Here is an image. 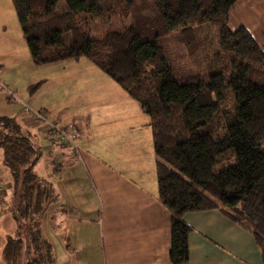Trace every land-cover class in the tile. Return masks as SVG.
I'll list each match as a JSON object with an SVG mask.
<instances>
[{
  "label": "trees",
  "instance_id": "1",
  "mask_svg": "<svg viewBox=\"0 0 264 264\" xmlns=\"http://www.w3.org/2000/svg\"><path fill=\"white\" fill-rule=\"evenodd\" d=\"M65 1L60 11L58 0H13L33 61L88 58L149 115L160 200L171 214V264H189L185 214L212 209L253 235L264 264V49L245 27H229L238 0H151L130 26L102 38L87 24H106L113 13L126 18L136 0ZM208 21L217 41L206 59L196 26ZM170 32L181 48L172 61L162 44ZM188 58L186 70L175 69ZM0 149L11 177L0 203L17 225L5 262L54 264L43 224L58 194L36 170L43 147L16 117L0 114Z\"/></svg>",
  "mask_w": 264,
  "mask_h": 264
},
{
  "label": "crops",
  "instance_id": "2",
  "mask_svg": "<svg viewBox=\"0 0 264 264\" xmlns=\"http://www.w3.org/2000/svg\"><path fill=\"white\" fill-rule=\"evenodd\" d=\"M13 27L17 29L16 23ZM229 27L233 31L245 27L264 49V0H238L230 10ZM8 32L7 21L0 13L1 58V51L10 49L12 43ZM30 58L35 63L31 53ZM62 62L74 66L72 78L80 77L86 87L87 94L70 104L74 109L82 108L81 119L85 121L78 147H51L45 127L26 114L24 120H19L35 138L41 133L46 142L41 145L36 138L50 167H42L44 173L37 166L36 170L53 182L58 194L43 224L53 244L54 264H171V214L160 200L149 115L88 58L43 66H59ZM4 74L2 65L0 76ZM39 83L43 84L41 89L48 80ZM70 90L61 83L53 87L48 93H55L58 110L50 105L49 98L40 111H61L63 105L67 106L64 101ZM90 107L116 112L104 116L90 112ZM10 182L11 177L6 185L0 184V189L8 188ZM184 219L192 229L189 264H263L253 235L221 211L188 212ZM16 228L12 215L0 203V264H6L3 250Z\"/></svg>",
  "mask_w": 264,
  "mask_h": 264
},
{
  "label": "rangeland",
  "instance_id": "3",
  "mask_svg": "<svg viewBox=\"0 0 264 264\" xmlns=\"http://www.w3.org/2000/svg\"><path fill=\"white\" fill-rule=\"evenodd\" d=\"M151 0H136V7L133 9L132 13L129 14L128 17H123L118 15L117 13H113L111 21L106 24L100 22H90L85 27L87 31L92 34L96 38H102L106 33L109 31H122L128 26H130L133 22V16L136 11H140L146 5H149ZM58 9L60 11L67 10V3L65 0H58ZM0 13L2 18L5 17L7 24H8V34L11 37L12 43L10 42L11 46L10 49H5L1 51L2 58L0 57V64L3 65L4 69V76H0V82L4 85L8 90L16 94V97L13 98L11 93L9 92H2L0 87V114L7 115V116H17V119L22 121L28 115L24 112L20 113L21 109L23 110L25 104L29 105L32 109L40 111L41 107L44 106L43 104L48 102L46 99L51 98V104L58 110V105L56 104V95L55 93H48L53 87H57L61 85H67L71 88V92L68 93V98L64 101L67 106L63 105L61 111H57L56 113L50 111L49 114L52 118L59 121L61 125L67 124H77L79 128H84L85 121L81 119L83 115L81 114L82 108L74 109L70 104H73L74 100L77 97H82L84 94H87L80 77L72 78L75 74L74 66L68 67L65 62L58 64L59 66L49 65H36L31 61L30 52L27 45L26 39L22 36V30L20 28L18 16L16 13V9L13 3V0H0ZM14 23H16L17 29L13 27ZM12 29V30H11ZM196 31L199 37V47L201 53L205 56L206 59L209 58V54L214 50L216 41H217V26L213 22H205L202 25L196 26ZM171 34L165 36L162 39V44L167 49V57L169 60L172 61L173 58H178L179 53H181V48L176 43L174 36L176 32H170ZM65 43L69 44L72 41V35L70 33H66L64 35ZM3 48V47H2ZM175 49V51H174ZM51 50V49H50ZM54 49L50 53L52 54ZM70 60V59H69ZM184 61V64H181L180 61ZM175 64V69L180 71V69L186 70L185 64L193 63V59L188 58V61L185 59H181ZM91 62V61H90ZM205 62L209 63V60ZM183 65V66H181ZM209 66V65H207ZM99 69V68H97ZM100 70V69H99ZM104 73V72H102ZM79 74V73H78ZM77 74V75H78ZM107 75V74H106ZM67 78H64V77ZM69 77V78H68ZM48 80L47 86H43L41 89L38 87L36 90L32 91L31 87L42 83L40 81ZM108 81H112V83H116L112 80V78H108ZM4 83V84H3ZM122 93L125 95L126 92L120 88ZM132 99V98H131ZM134 103H138L136 100H132ZM64 103V104H65ZM90 112H96L99 114H103L104 116L112 115L116 112L115 109L112 108L106 110H98L95 108H89ZM62 120V122L59 119ZM92 123L93 125L96 124L95 116L92 115ZM98 119V117H96ZM42 127H45V124H42ZM82 126V127H81ZM39 142L41 145H45L44 137L41 133L38 134ZM67 149H70L68 147ZM49 164L48 156L44 155L40 162L37 165V170L41 171L42 167H47ZM48 170H52L49 168ZM0 172L3 176V181L0 182L1 185H6L7 182L10 180V172L8 168L5 166L3 162V151L0 149ZM42 172V171H41ZM40 172V173H41ZM44 173V172H42ZM41 173V174H42Z\"/></svg>",
  "mask_w": 264,
  "mask_h": 264
},
{
  "label": "built area",
  "instance_id": "4",
  "mask_svg": "<svg viewBox=\"0 0 264 264\" xmlns=\"http://www.w3.org/2000/svg\"><path fill=\"white\" fill-rule=\"evenodd\" d=\"M2 92H9L13 98L16 94L8 90L4 85L0 84ZM23 111L27 113L31 119L38 123L45 124V133L51 147H78V140L81 137V129L76 124L61 125L58 120L52 118L48 113L32 109L25 104Z\"/></svg>",
  "mask_w": 264,
  "mask_h": 264
}]
</instances>
